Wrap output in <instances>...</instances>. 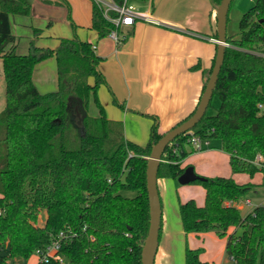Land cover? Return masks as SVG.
Masks as SVG:
<instances>
[{
	"label": "trees",
	"instance_id": "16d2710c",
	"mask_svg": "<svg viewBox=\"0 0 264 264\" xmlns=\"http://www.w3.org/2000/svg\"><path fill=\"white\" fill-rule=\"evenodd\" d=\"M213 1L215 6L221 2ZM92 9V28L99 38L108 36L115 24L96 0ZM31 13V0H0V58L6 83V106L0 112V264H30L33 258L35 264H142L150 224L147 157L163 134L154 127L148 143L140 145L126 138L121 120L107 116L98 95L105 81L99 70L103 58L92 43L62 37L51 48L32 39L29 51L19 53L18 37L6 17ZM262 19L264 0H256L239 20L238 37L227 32L228 46L212 98L220 105L215 114L206 112L192 132L219 139L232 172L252 177L260 171L264 186V161L256 163L258 156L264 158V108L259 107L264 105V55L257 53L264 52ZM41 33L34 28L36 37ZM214 36L217 39V32ZM51 56L56 58L58 89L41 93L33 73ZM91 101L98 107L97 115L90 113ZM189 140L190 133L181 134L166 147L158 178L177 179L184 172V145ZM193 183L204 187L205 203L199 205L193 198L180 203L184 231H215L225 238L233 264H264V205L244 214L226 204L246 198L256 184L238 183L231 176H205ZM43 210L47 218L41 225ZM237 227L242 228L239 235ZM230 228L234 231L228 233ZM68 229L75 236L62 241L58 253L64 263L54 258L38 262L37 251ZM202 253L203 248L187 246L186 264H210L201 260Z\"/></svg>",
	"mask_w": 264,
	"mask_h": 264
},
{
	"label": "crops",
	"instance_id": "0c3cea01",
	"mask_svg": "<svg viewBox=\"0 0 264 264\" xmlns=\"http://www.w3.org/2000/svg\"><path fill=\"white\" fill-rule=\"evenodd\" d=\"M53 1L31 0V15L6 17L16 36L26 32V36L22 34L26 40L22 44L23 52L18 51L22 37L17 36V51L27 53L32 39L39 46L51 48L57 47L62 37L77 36L92 43L95 53L103 58L99 70L105 81L98 89L99 98L107 116L123 122L127 139L146 145L154 127L164 134L194 111L217 50L214 36L217 32L216 6L213 0L146 1L147 9L144 11L164 24L155 25L139 20L132 26H122L120 32L124 38L119 45L109 36L99 38L98 32L92 28L93 0H65V3L60 4L55 3L57 0ZM34 28L42 30L37 37ZM36 67L33 80L38 88L39 76H36L39 72H36ZM5 106L6 83L0 58V112ZM90 113L96 115L94 109ZM184 150L187 152L182 159L185 167L191 164L187 163L190 159L216 157L214 149L194 151L190 143L184 145ZM204 162L207 161L203 159L194 168L203 166ZM201 168L198 174L214 177L208 167ZM168 179L177 180L171 177L158 178L163 201L170 200ZM205 197L206 191L202 198L204 203ZM181 202L173 204L171 215L165 211L162 203L160 242L155 264H186L187 246L192 249L203 248L200 258L210 263L205 258L207 238L221 245L218 264H222L226 253L225 238H220L215 231L201 235L186 233L179 211ZM232 231L233 228H230L228 233Z\"/></svg>",
	"mask_w": 264,
	"mask_h": 264
},
{
	"label": "rangeland",
	"instance_id": "374dc122",
	"mask_svg": "<svg viewBox=\"0 0 264 264\" xmlns=\"http://www.w3.org/2000/svg\"><path fill=\"white\" fill-rule=\"evenodd\" d=\"M255 3L256 0H242V1L234 0L233 5L229 12V19L227 24V32L229 35H234L235 37H238L239 20L242 14L245 11H247L250 7H252ZM130 5L138 7L139 11H144L145 9H147L146 3L142 2L141 0H130ZM22 34L26 36L25 31H23V33H21L20 35H17L18 37H22L20 38L22 40L21 47L18 49V51L20 52H23L22 44H24V42L26 41L25 37L22 36ZM36 70H37L36 72H39V74H37L36 77L39 76L38 88L40 89L41 93L53 92L58 89V79L56 73L57 67L56 66L54 67V56H51L45 59L44 62L39 63L36 67ZM91 105L94 107H92ZM219 105H220L219 99L217 97H214L212 101V106L207 111L208 115L215 114ZM90 107H91L90 111L94 109V112L97 115L98 107L95 105V103H93V101H91ZM79 118L80 116H78V121ZM211 141H212L211 145L208 148L214 149L216 157L203 158L207 162H204L205 164L203 166H199V165L196 166L195 169L196 172L198 171V169H202L201 167H204L205 169H207L208 167L210 169V172L213 171L212 176H218V175H222L226 177L232 176L235 179V181H237L238 183L252 182L256 184V187L252 189V191L249 193V195L246 198H243L241 200V206L243 205L246 199H250L253 205H259V204L264 205V186L261 185L263 180L262 172L259 171L255 173L254 176L252 177L248 173H243V172L233 173L229 164V156L227 155V153L220 150L221 141L219 139H213ZM203 159L202 158L195 160L190 159L188 160L187 163H191V164L187 166L195 167L194 165L200 163ZM199 175L203 177L206 176L203 174H199ZM168 180H169L168 183L170 184V187L168 188L169 189L168 196L170 200L164 199V201L161 200V203H163L165 211L170 213V215L172 213V210H174V208L172 207L173 204L175 203L176 205V203L179 201L185 202L193 198L197 201V203L199 204L201 203V205L204 204V199L202 200V198L205 196V189L201 184L199 183L181 184L178 182V180H173V181L172 179H168ZM124 194L126 196H135L136 192H124ZM171 198L173 201L171 200ZM249 209L251 208L244 206L243 208H241V211L242 213L245 214L249 212ZM46 217H47V213L45 210H43L40 213L38 223L43 224L44 221L46 220ZM234 230H236V233L238 235L241 234L242 232L241 227H237ZM205 247H206L205 249L207 250V254L205 255V258L210 261V264H218L221 245L217 241L207 238L205 241ZM223 258L224 260L222 264H233L227 253L224 254ZM35 262H36V258L30 260V264H34ZM14 263L15 261L12 260L11 264Z\"/></svg>",
	"mask_w": 264,
	"mask_h": 264
},
{
	"label": "water",
	"instance_id": "95a60500",
	"mask_svg": "<svg viewBox=\"0 0 264 264\" xmlns=\"http://www.w3.org/2000/svg\"><path fill=\"white\" fill-rule=\"evenodd\" d=\"M232 1L233 0H221L219 5H217L215 8L217 20V51L210 76L207 80L205 89L201 95L195 112L189 118L164 133L158 141L154 142L151 147L150 155L147 157L148 162L146 169V179L149 199L150 224L147 236L145 237L142 246V264H155L160 242V229L163 209L158 187V171L162 162V156L166 147L176 137L181 134H188L192 131V129L199 123L209 108L213 98L214 89L224 63L226 47L228 46L227 24ZM261 21H264V19ZM76 113L78 116H80V110L78 108H76ZM204 179L205 177L196 173L193 166H187L184 172L177 178L178 182L181 184L193 183L197 180ZM21 263L22 262L20 260L19 264Z\"/></svg>",
	"mask_w": 264,
	"mask_h": 264
},
{
	"label": "built area",
	"instance_id": "2783aa9c",
	"mask_svg": "<svg viewBox=\"0 0 264 264\" xmlns=\"http://www.w3.org/2000/svg\"><path fill=\"white\" fill-rule=\"evenodd\" d=\"M102 6H104L105 16L108 17L114 24L115 28L110 31L108 36L112 38L117 45L121 44L124 38V35L119 31L122 26H132L137 21L141 20L155 25H162L164 22L154 15L150 14L147 11H139L138 7L131 6L130 0H122L121 3L116 0H96ZM149 1V0H147ZM150 2V1H149ZM114 11L115 16H109V12ZM257 53L264 55L263 51H257ZM260 108H264L263 104L259 105ZM190 144L193 147L194 151H202L210 146L211 140L207 138H202L199 135L190 132ZM264 161L262 156L256 158V163L261 165V162ZM243 199V198H242ZM238 201H228L226 204L228 206H236L241 209L244 206L250 207L249 212L252 211L257 205H253L250 199H246L241 206V200ZM75 236V233L68 230H62L59 232L58 236L49 244L45 249L37 251L38 262L46 263L50 259L54 258L57 261L64 263L65 259L61 253H58L61 249L63 239H68L69 237ZM93 239V237H92ZM232 263L235 261L233 258H230ZM7 264H11V261H8ZM15 264H19V261H15Z\"/></svg>",
	"mask_w": 264,
	"mask_h": 264
}]
</instances>
